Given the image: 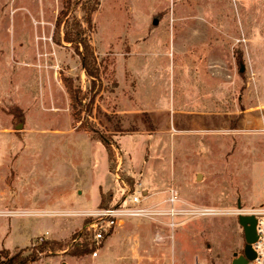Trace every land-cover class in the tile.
<instances>
[{
	"label": "rangeland",
	"instance_id": "obj_1",
	"mask_svg": "<svg viewBox=\"0 0 264 264\" xmlns=\"http://www.w3.org/2000/svg\"><path fill=\"white\" fill-rule=\"evenodd\" d=\"M100 1L92 85L53 38L64 0H0V251L28 256L57 240L63 249L28 264H232L245 246L239 214L264 208V0ZM64 77L87 94L80 121ZM116 153L150 205L167 208L174 187L176 207L200 213L175 228L128 218L98 256H72L85 238L96 248L85 214L101 193L123 192Z\"/></svg>",
	"mask_w": 264,
	"mask_h": 264
},
{
	"label": "trees",
	"instance_id": "obj_2",
	"mask_svg": "<svg viewBox=\"0 0 264 264\" xmlns=\"http://www.w3.org/2000/svg\"><path fill=\"white\" fill-rule=\"evenodd\" d=\"M100 3V0H64L63 8L56 19L53 36L56 43L71 44L75 51L81 56L83 67L87 76L91 78L92 85H95L97 80L101 82L102 73L101 65L98 62V58L90 39V32L94 27V14L99 10ZM77 9H80L83 12L82 18H78L74 15V12ZM63 82L70 95L72 108L79 117L78 121H80L81 112L83 110L82 105L87 98V94H83L82 90L74 85V80L72 78L64 77ZM96 96L97 93L91 94L90 101L85 107L89 115L93 113ZM102 140L107 147L109 158H111L113 153L110 148V142L105 136H102ZM128 181L134 186L133 178L128 177ZM101 194L102 200L100 207L108 206L113 199V194H110L108 200L103 193ZM64 246L65 244L61 241L48 240L41 244L37 252H33L28 256L23 255V250L11 254L9 250L4 249L0 251V264H28L38 259L39 254L37 253L46 254L48 251L56 252L57 250L63 249ZM92 251L93 248L91 247L89 240L85 238L84 240L75 242V244L71 245L69 254L80 257L87 255Z\"/></svg>",
	"mask_w": 264,
	"mask_h": 264
},
{
	"label": "built area",
	"instance_id": "obj_3",
	"mask_svg": "<svg viewBox=\"0 0 264 264\" xmlns=\"http://www.w3.org/2000/svg\"><path fill=\"white\" fill-rule=\"evenodd\" d=\"M116 165L113 176L119 182L120 188L123 190L121 196L117 200L111 201L108 206L97 208L86 213L92 218L89 230L93 235V243L96 248L92 251L93 256H98L99 246L113 231L122 227L128 221V218H170L172 219L171 227L175 228V218L178 216H186L200 213L199 210L192 208L176 207L179 201L178 191L172 187L167 191V199L165 200L167 208H162L158 204L150 205L147 201L149 195L146 190L139 187L129 186L122 177L123 159L119 153H116ZM256 216L257 239L252 244L256 253L254 259L249 260L247 264H264V208L256 209L253 213ZM44 238L41 237V240Z\"/></svg>",
	"mask_w": 264,
	"mask_h": 264
},
{
	"label": "water",
	"instance_id": "obj_4",
	"mask_svg": "<svg viewBox=\"0 0 264 264\" xmlns=\"http://www.w3.org/2000/svg\"><path fill=\"white\" fill-rule=\"evenodd\" d=\"M154 23L157 24L158 20L155 19ZM243 70H244V66L241 67V71ZM239 207L241 208L240 203H239ZM238 218H239V223L244 231L245 246L242 254L238 255V253H235L232 264H247L249 260L254 259L256 256L252 244L257 239V231H256L257 219L256 216L253 214H239Z\"/></svg>",
	"mask_w": 264,
	"mask_h": 264
},
{
	"label": "crops",
	"instance_id": "obj_5",
	"mask_svg": "<svg viewBox=\"0 0 264 264\" xmlns=\"http://www.w3.org/2000/svg\"><path fill=\"white\" fill-rule=\"evenodd\" d=\"M175 49V48H174ZM144 51H142V49H139V52H138V55L136 56V59H138V58H142L143 57V55H144ZM133 65V64H132ZM135 67H136V65H134ZM137 68V70H138V72H139V69H138V66L136 67ZM140 74V73H139ZM141 76V79H142V81L141 82H139L138 83V86H137V99H138V96H139V93H140V89H141V87H143V85H144V79L142 78V75H140ZM146 109H147V111H150V113H152L151 112V110L148 108V107H145ZM50 234V233H49Z\"/></svg>",
	"mask_w": 264,
	"mask_h": 264
}]
</instances>
